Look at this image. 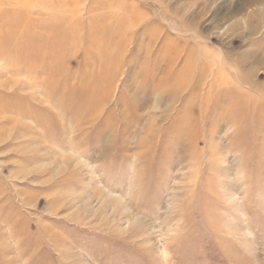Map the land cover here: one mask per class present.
<instances>
[{"label":"rangeland","instance_id":"1","mask_svg":"<svg viewBox=\"0 0 264 264\" xmlns=\"http://www.w3.org/2000/svg\"><path fill=\"white\" fill-rule=\"evenodd\" d=\"M0 264H264V0H0Z\"/></svg>","mask_w":264,"mask_h":264}]
</instances>
